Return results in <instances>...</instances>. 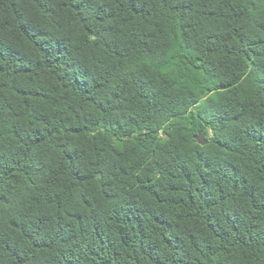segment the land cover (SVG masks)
Instances as JSON below:
<instances>
[{
    "label": "trees",
    "instance_id": "1",
    "mask_svg": "<svg viewBox=\"0 0 264 264\" xmlns=\"http://www.w3.org/2000/svg\"><path fill=\"white\" fill-rule=\"evenodd\" d=\"M0 264H264V0H0Z\"/></svg>",
    "mask_w": 264,
    "mask_h": 264
},
{
    "label": "water",
    "instance_id": "2",
    "mask_svg": "<svg viewBox=\"0 0 264 264\" xmlns=\"http://www.w3.org/2000/svg\"><path fill=\"white\" fill-rule=\"evenodd\" d=\"M194 139L200 145H203L207 142V139L205 138V132L201 130L197 131V133L194 135Z\"/></svg>",
    "mask_w": 264,
    "mask_h": 264
}]
</instances>
